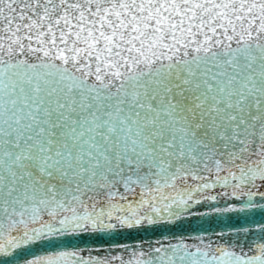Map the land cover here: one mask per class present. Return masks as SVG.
Wrapping results in <instances>:
<instances>
[{
	"label": "snow or ice",
	"instance_id": "1",
	"mask_svg": "<svg viewBox=\"0 0 264 264\" xmlns=\"http://www.w3.org/2000/svg\"><path fill=\"white\" fill-rule=\"evenodd\" d=\"M0 264H264V0H0Z\"/></svg>",
	"mask_w": 264,
	"mask_h": 264
}]
</instances>
